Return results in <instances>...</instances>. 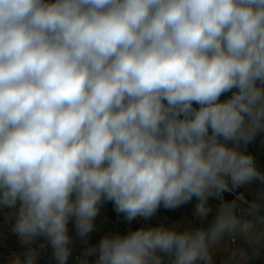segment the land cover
<instances>
[{
	"label": "clouds",
	"instance_id": "9594fccd",
	"mask_svg": "<svg viewBox=\"0 0 264 264\" xmlns=\"http://www.w3.org/2000/svg\"><path fill=\"white\" fill-rule=\"evenodd\" d=\"M261 131L264 0H0V208L22 244L44 237L56 264L71 254L68 224L87 243L104 203L150 221L194 197L200 226L107 234L84 256L215 264L227 237L258 258L264 233L237 201L264 220V171L239 150ZM252 184V200L224 201ZM209 198L221 200L211 220Z\"/></svg>",
	"mask_w": 264,
	"mask_h": 264
},
{
	"label": "crops",
	"instance_id": "0c3cea01",
	"mask_svg": "<svg viewBox=\"0 0 264 264\" xmlns=\"http://www.w3.org/2000/svg\"><path fill=\"white\" fill-rule=\"evenodd\" d=\"M226 96H222L221 100L226 99ZM264 134V131L258 132L255 137H259ZM247 144L241 142L239 145V150H245L247 148ZM229 146H232L231 144ZM259 156H264V152L260 153ZM258 187L249 186V187H241L236 191L232 192V195L244 193L247 199L252 200L255 197L256 189ZM225 194L223 195V199ZM199 201L194 197L191 202L182 205L176 209H165L164 207H160L155 217H153L150 221H145L143 219L137 218L134 219L131 224L124 227L127 232L134 231L141 226L150 227L157 225H164L166 227L177 226L180 229L187 228L191 226H200L201 221L195 215V206ZM221 200L217 198H209L207 201V207L211 209L208 215V220H211L212 217L216 214L218 208L220 207ZM238 215V214H237ZM119 218L116 219L115 223V233L118 232L119 221L121 219V214H119ZM239 216V215H238ZM13 216L11 215L9 209L0 208V264H9V261L12 259L14 255L20 256L21 259L24 258L25 253L29 250V248L38 250V258L36 264H56L55 260L51 255V247L47 244V241L44 237H38L31 244L24 245L21 243L20 238L12 231V227L14 225V221H12ZM264 220H259L258 223H261ZM206 223V221H205ZM253 230L258 232L254 225L251 223ZM69 236L72 239V243L70 244L71 254L68 258L67 264H84V261L87 260L88 264H94L95 257H85L84 251L88 247L87 243L81 241L80 237L77 235L76 228H68ZM264 233V232H259ZM99 234L105 236L108 233L107 231H100ZM90 237V236H89ZM44 245L43 248L40 246ZM95 245V244H91ZM90 246V245H89ZM247 247L243 240L237 239L235 243H232L229 238H225L222 243L215 248L212 249L213 258L215 264H225V261L228 260L231 250L234 248H245ZM252 251L251 248H248ZM78 251H81L82 254H79ZM241 252L236 257L237 264H241L246 261L247 254ZM264 264V263H262Z\"/></svg>",
	"mask_w": 264,
	"mask_h": 264
},
{
	"label": "trees",
	"instance_id": "16d2710c",
	"mask_svg": "<svg viewBox=\"0 0 264 264\" xmlns=\"http://www.w3.org/2000/svg\"><path fill=\"white\" fill-rule=\"evenodd\" d=\"M242 152H245L247 154H251L256 159L258 167L264 171V156H259L260 153L264 152V134H262L259 137H254L251 142L248 143L247 148L245 150H240ZM252 186L259 187L257 184H252ZM235 199V196L232 194H225L224 201L226 202H232ZM238 211H241L244 214V219L242 222H250L254 225V228L258 232H264V221L261 223H258V219H255L254 217L248 215L245 211V205L240 204L237 201V214ZM133 221V220H132ZM132 221H127L123 214H121V219L119 221V225L121 226H127L131 224ZM245 252L247 254L246 261L242 262L241 264H262L264 263V248H261L259 257H254L252 254V251L245 247Z\"/></svg>",
	"mask_w": 264,
	"mask_h": 264
},
{
	"label": "rangeland",
	"instance_id": "374dc122",
	"mask_svg": "<svg viewBox=\"0 0 264 264\" xmlns=\"http://www.w3.org/2000/svg\"><path fill=\"white\" fill-rule=\"evenodd\" d=\"M10 211V210H9ZM13 216L12 221L15 222V215L10 211ZM119 214L115 211V206L112 202L104 203L100 209V215L95 220V230L87 238V246L91 244H97L100 239L103 237L102 234H99L107 231L108 233H115V223L116 219L119 218ZM118 232L117 234L124 235L127 234V230L124 227H121L118 223ZM68 228H76L75 221H71L68 224ZM79 254H82L81 251H78Z\"/></svg>",
	"mask_w": 264,
	"mask_h": 264
},
{
	"label": "built area",
	"instance_id": "2783aa9c",
	"mask_svg": "<svg viewBox=\"0 0 264 264\" xmlns=\"http://www.w3.org/2000/svg\"><path fill=\"white\" fill-rule=\"evenodd\" d=\"M228 192H226V193H224V194H227ZM229 194H232V192L231 193H229ZM238 194H234L233 196H237ZM238 215H239V217L241 218V220H243L245 217H244V214L241 212V211H238Z\"/></svg>",
	"mask_w": 264,
	"mask_h": 264
}]
</instances>
